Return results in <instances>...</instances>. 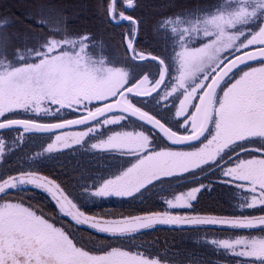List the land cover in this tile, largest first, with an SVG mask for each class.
I'll return each mask as SVG.
<instances>
[{"label": "snow or ice", "instance_id": "6c2138e0", "mask_svg": "<svg viewBox=\"0 0 264 264\" xmlns=\"http://www.w3.org/2000/svg\"><path fill=\"white\" fill-rule=\"evenodd\" d=\"M97 8L106 23L130 25L121 43L139 71L91 54L92 36L43 15L34 21L43 31L20 52L4 31L13 21L0 19V133L16 132L18 145L26 136L50 140L27 167L0 168V264H161L124 243L159 224L264 232V215L174 214L194 211L210 176L217 177L210 184L250 195L241 212L264 211V0L165 5L151 51L138 47L141 21L117 14L115 0ZM3 147L0 140V155ZM82 148L112 157L115 171L82 177L75 188L41 174L44 159ZM157 186L188 190L166 199L165 211L85 210L89 201L113 197L131 207ZM29 191L47 196L69 223L58 227L13 195ZM72 225H87L108 242L85 239ZM210 244L242 264H264V236Z\"/></svg>", "mask_w": 264, "mask_h": 264}, {"label": "flooded vegetation", "instance_id": "af4514ba", "mask_svg": "<svg viewBox=\"0 0 264 264\" xmlns=\"http://www.w3.org/2000/svg\"><path fill=\"white\" fill-rule=\"evenodd\" d=\"M200 2H207V0H180L178 3L193 5ZM213 2L221 4V0H213ZM133 3L136 5V0H133ZM134 9L127 8L126 1L124 2V0H117L116 2L117 14L118 12H123L141 21L140 44L138 47L145 51H151L160 40V35H162L157 33V22L163 19L158 15L161 11L145 13L140 11L135 12ZM129 27L128 23H122L119 27L113 26L110 23H106L103 18L101 24L97 26H67L73 33H87L92 36L93 39L90 41L89 47L91 54L104 56L113 66L122 67L129 72H134L140 69L128 63V56L121 43V33L126 32ZM33 30L38 32L43 31L40 28ZM92 45H95V47H92ZM32 46V44L28 43L20 48L19 51L24 52ZM194 46L199 45L196 44ZM81 130L80 128H70L66 131L70 134ZM107 134L110 133H105V136ZM17 135L16 132L0 133V140L4 142L3 155H0V168L27 167L31 163L30 158L41 151L42 146H46V143L50 142L47 136H26L23 144L18 145L15 142ZM94 142L96 140L89 141V143ZM86 151V148L77 151H65L62 155H53L49 159H44L40 167L41 174L48 175L53 179L59 178L58 182L62 181L63 185L75 188V186L82 182V177H98L100 174L106 175L108 170L115 171L118 162L112 157L87 155L85 154ZM5 159L8 160L6 164L3 163ZM119 163H122V161ZM215 179L217 177L210 176L207 180L202 181V183L209 185V188L200 195L199 203H194V211L181 209L176 210L174 214L189 216L264 215V211H260L259 209L241 212L239 210L240 203L243 202L245 196L250 200V195L241 192H231L228 188H222L209 183L210 180ZM88 182L91 183V179ZM191 186L194 185H189V187ZM187 190V187H180L172 192H161L159 186H157V188L145 192L143 197L131 207L119 198L113 197L105 198L104 200L98 199L94 205L93 202L89 201L88 207L85 210L89 215H99L105 212L113 215H127L130 211L132 214H139V209L141 208L149 211H165L166 205L164 201L166 199L173 198L174 195L187 192ZM13 195H19L27 204L35 205L41 209L45 217H52L53 222H56L58 227L62 226V224H68L70 221V218H60L57 215L58 209L56 205L43 193L29 191L19 194L13 193ZM33 196L35 199L29 200V197ZM72 229L73 231H78V234L85 239H88L91 235L96 238L97 242L101 240L105 243L108 242L102 236H97L86 225H81L78 228L72 225ZM241 236L248 238L261 237L264 236V232L259 230H226L206 225L180 228L159 224L153 229L144 230L133 240L124 243L127 248H130L134 252L139 251L149 258L159 259L161 262L167 264H242L241 258H236L231 252L210 244L212 240H235Z\"/></svg>", "mask_w": 264, "mask_h": 264}, {"label": "trees", "instance_id": "16d2710c", "mask_svg": "<svg viewBox=\"0 0 264 264\" xmlns=\"http://www.w3.org/2000/svg\"><path fill=\"white\" fill-rule=\"evenodd\" d=\"M109 0H104L105 7ZM180 0H136L135 12L163 11L165 5ZM100 0H0V17L13 21L8 30L37 29L34 23L41 15L59 20L66 26H97L102 16L97 5Z\"/></svg>", "mask_w": 264, "mask_h": 264}, {"label": "rangeland", "instance_id": "374dc122", "mask_svg": "<svg viewBox=\"0 0 264 264\" xmlns=\"http://www.w3.org/2000/svg\"><path fill=\"white\" fill-rule=\"evenodd\" d=\"M125 1L126 0H124V2ZM230 2L231 0H221L222 5H226ZM0 19H3V18L0 17ZM10 28H12V25ZM8 29L4 31L9 34V38L11 42L16 46L17 50H19L20 48H22L28 43L33 45L34 40L37 39L36 34L38 33V31H35L32 28H26L24 30L15 29L11 31H9Z\"/></svg>", "mask_w": 264, "mask_h": 264}, {"label": "water", "instance_id": "95a60500", "mask_svg": "<svg viewBox=\"0 0 264 264\" xmlns=\"http://www.w3.org/2000/svg\"><path fill=\"white\" fill-rule=\"evenodd\" d=\"M112 2H113V0H109L108 3H107V5L110 4V3H112ZM116 2H117V0H115V10H116ZM126 7H127V5H126ZM127 8H128V7H127ZM116 13H117V10H116ZM118 14H119V12H118ZM124 15H125V16H130V15L126 14V13H124ZM123 23H127V22L125 21V22H123ZM86 226H87V225H86ZM161 264H167V263L161 262Z\"/></svg>", "mask_w": 264, "mask_h": 264}]
</instances>
